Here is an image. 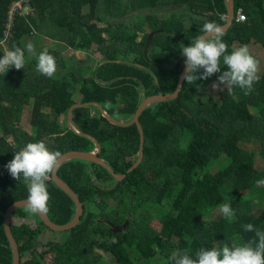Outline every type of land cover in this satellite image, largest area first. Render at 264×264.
Here are the masks:
<instances>
[{
	"label": "trees",
	"instance_id": "1",
	"mask_svg": "<svg viewBox=\"0 0 264 264\" xmlns=\"http://www.w3.org/2000/svg\"><path fill=\"white\" fill-rule=\"evenodd\" d=\"M12 1L0 0V40ZM172 4L175 10L164 15V0H30L24 8L33 9L31 13L15 14L8 48H24L22 40L35 35L60 36L68 47L82 51L89 64L81 67L85 61L77 58L75 77L67 67L76 60L46 47L56 61V72L49 78L36 70L37 56L44 49L36 48L31 62L25 51L24 69L13 67L0 74L4 77L0 103H7L0 106V264L12 263L3 215L28 195L23 181L12 178L5 165L14 150L37 140L62 154L93 150L89 135L99 143V156L112 171L125 176L115 180L105 167L83 159L62 163L57 175L83 204V215L72 229L54 232L63 236L48 241L42 251L39 238L44 230L53 231L38 216L34 225L10 220L19 264H171L177 252L194 254L201 247L253 238L244 224L264 230V183H258L264 181V169L255 167L252 149L240 148L235 157L225 150L226 143L235 140L257 141V152L264 158V68L247 95L234 87L227 98L215 102L198 90L204 79L194 84L183 81L177 99L146 108L140 115L144 157L129 172L139 155L136 123L116 125L96 106L88 105L75 107L70 114V122L83 134L67 126L68 110L75 104L97 103L110 117L129 122L147 96L176 91L185 66L182 45L191 43L205 21L226 24L220 17H227L228 7L226 0H173ZM234 8V21L223 37L228 52L240 45L264 48V0H234ZM240 9L244 22L236 21ZM152 32L156 34L145 55ZM3 51L0 45V56ZM225 70L221 58L217 77ZM6 86L11 92L8 98ZM31 101L30 132H26L19 127L24 111L16 104ZM47 186V216L64 225L74 217L75 204L51 177ZM226 202L235 211L233 221L220 214L204 222L206 215ZM16 215L25 218L21 208L11 218ZM127 219L123 231H110L108 222L121 225ZM155 220L160 230L152 227ZM94 250L108 259L92 256ZM47 252L51 262H46Z\"/></svg>",
	"mask_w": 264,
	"mask_h": 264
},
{
	"label": "clouds",
	"instance_id": "2",
	"mask_svg": "<svg viewBox=\"0 0 264 264\" xmlns=\"http://www.w3.org/2000/svg\"><path fill=\"white\" fill-rule=\"evenodd\" d=\"M222 21L227 17L221 16ZM225 24L215 21H205L199 34L192 38L187 46L182 45L181 54L185 57V73L182 80L194 84L199 79H207L221 72V58L227 70L223 71L212 87L223 85L229 94L234 87L244 90L245 95L252 91L253 84L260 77L259 61L251 54L247 45H240L228 52L224 42ZM25 51L36 55L33 43L28 42L24 48L13 46L4 48L0 56V74H6L9 69H24ZM203 69L198 76L197 71ZM36 70L49 78L56 72L55 57L47 48L37 56ZM61 164V153L50 150L43 140L27 142L13 158L5 165L11 177L23 181L27 188L25 205L32 214H45L48 211L50 194L47 181L54 176ZM91 173V169H88ZM264 183V181H258ZM219 212L229 222L235 218V211L230 203L219 205ZM246 232H253V238L245 242L232 240L221 247H201L191 253L189 250L177 252L172 256L171 264H264V230L256 228L252 223L243 225Z\"/></svg>",
	"mask_w": 264,
	"mask_h": 264
},
{
	"label": "water",
	"instance_id": "3",
	"mask_svg": "<svg viewBox=\"0 0 264 264\" xmlns=\"http://www.w3.org/2000/svg\"><path fill=\"white\" fill-rule=\"evenodd\" d=\"M226 1H227V7H228V15H227V22L225 24V33L230 29V27L234 21V17H235L234 0H226ZM155 34H156V32H152L148 36V39H147V42L145 45V55L148 54L149 46H150L152 39L155 36ZM184 73H185V66L182 69V71L178 77V85H177V89L174 93H166V94L158 93V94H152V95L147 96V98H145L141 102V104L139 105L135 115L133 116V118H131V120L129 122H123L121 120H116L113 117H110L102 109V107L97 103H85V104H75L72 107H70V109L68 110V113H67V117H66L67 126H68V128L76 131L77 133H80L76 130V128L70 122V114H71V111L73 108L84 107V106H88V105L96 106L104 116L108 117L112 121V123H114L116 125L123 126V125L136 123L138 126V129L140 131V138H141L140 148H139V155H138L137 160L133 164H131L126 170V172H129V171L135 169L142 162L143 157H144V130H143V126L140 122V115L143 113V111L146 108H148L149 106H151L154 103L172 101V100L177 99L178 93L181 91V87H182V83H183L182 76ZM80 134H83V133H80ZM86 136L92 138L93 143H94V149L91 151L69 150V151L63 152L61 154V164L67 160L74 159V158L83 159V160L91 161V162H94L96 164H99V165L105 167L111 173V176L115 180H120L121 178H124L125 173H120V174L114 173L112 171L111 167L107 164V162L99 156V152H100L99 143L93 137H91L89 135H86ZM51 180L58 187H60L61 190L64 193H66L74 202V204H75L74 217L68 223H66L64 225H56L50 221V219L47 216V213L37 214V216L39 217V219H41L43 221V223L46 225V227L53 232L68 231V230L72 229L73 227H75L79 223L80 218L83 215V204L80 202L77 195L72 191V188L57 175V172L55 173L54 176L51 177ZM25 201L26 200H20V201L14 202L13 204H11L6 209V211L3 215L4 232H5V235L7 237V240L10 244V248L12 251V263L11 264H19V251L17 248V244H16V242H15V240L11 234V231H10V218H11L12 213L16 209L26 207ZM108 225L110 226V231L112 233H118V232L123 231L126 228V226L128 225V219L125 220L124 223L121 225H113L109 222H108Z\"/></svg>",
	"mask_w": 264,
	"mask_h": 264
},
{
	"label": "rangeland",
	"instance_id": "4",
	"mask_svg": "<svg viewBox=\"0 0 264 264\" xmlns=\"http://www.w3.org/2000/svg\"><path fill=\"white\" fill-rule=\"evenodd\" d=\"M25 41V39L22 40V43ZM51 44H54V45H58L57 43H54L52 40L49 41ZM42 44V43H41ZM237 47V46H236ZM249 50L251 52L252 55L256 56L257 57V60L259 61V71L260 72L263 68H264V48H262L261 46L259 45H255V44H250L249 46ZM62 53L66 56H69L71 54H69V52H65V51H62ZM74 53V51H73ZM76 55V58L80 59V60H83L85 61L84 64H81L80 62V66H87V64H89L88 61L84 60V58L86 57V55L84 53H82V51H77L74 53ZM73 54V55H74ZM65 56V57H66ZM92 56L94 59H97L99 60L100 57H98V55H90ZM69 58V57H67ZM71 58H74L73 56ZM70 58V59H71ZM75 59V58H74ZM76 61L74 62V64L72 65V62H69L68 64H70L67 68L71 70V73L73 76L77 77L78 74H77V71L75 70V68H77V65L79 64L77 59H75ZM82 61V62H83ZM67 64V65H68ZM79 66V67H80ZM85 75V74H83ZM217 74H213L211 77L207 78V79H204L203 82H201L198 86V90L205 96H207V98H212L215 102H220L222 101L223 99L227 98V89L221 85L219 88H213L212 85L217 82ZM76 100L79 99V96H75ZM19 127L23 130V131H26V132H30V127H29V124L26 123V120L23 122V124H20ZM257 146H258V142L257 141H252V142H241L239 140H235L234 142H228L226 143L225 145V150L226 152L228 153L229 156L231 157H235L239 151L240 148H248V149H252L253 151H255V157H254V165L255 167H257L258 169H264V158L259 155V153L257 152ZM111 206H109V209H110ZM22 211H27V208L26 207H23L21 208ZM259 212L258 211H255V213L257 214ZM221 213L219 212V207L217 208V210L209 213L208 215L205 216L204 218V222L205 223H210L214 220H216L217 216L220 215ZM35 219H36V222H37V214H33ZM20 223H22V220H18ZM35 222V223H36ZM25 223V222H23ZM29 224V222H28ZM152 227L156 230H160L161 229V224L158 222V221H154L152 224ZM63 236V234H60V233H54V232H49L47 230H44V233L42 235L41 238H39V242H38V250L39 251H42V250H45L46 248V243L50 240H53V239H59ZM29 255V254H28ZM95 255H98L100 256L101 258H105V259H108V256H106L104 254V252L100 251V250H94V252L92 253V256H95ZM46 262H51V257H50V253L47 252L46 253Z\"/></svg>",
	"mask_w": 264,
	"mask_h": 264
},
{
	"label": "crops",
	"instance_id": "5",
	"mask_svg": "<svg viewBox=\"0 0 264 264\" xmlns=\"http://www.w3.org/2000/svg\"><path fill=\"white\" fill-rule=\"evenodd\" d=\"M164 2L167 4V9L163 10V12L161 11V14H164V15H168L169 13H171L172 11L175 10L174 6H173V0H164ZM125 23H127V20L125 21ZM45 27H47V25H45ZM54 35L55 32H53ZM48 34H42V35H39V37H37L36 35L35 36H31V39H27L25 40L22 45L23 47H25V45L28 43V42H31L33 43L34 47H35V53L37 52V49L36 48H46V47H51L52 49H54L56 52H59L60 55H62L63 57L66 56L65 53L63 54L62 51H65V52H69V56H66V57H69L71 58L72 56H74L75 59L76 58V55L74 54L75 50H73L72 48L68 47L65 43H63L61 41V38L60 36H55L53 39L50 38V35L47 36ZM53 41L54 43H57L58 45H54V44H51L49 41ZM42 43V44H41ZM74 51V53H73ZM74 54V55H73ZM30 62H31V59L33 57V55H30ZM76 69V68H75ZM4 81V77L0 76V82ZM0 88H1V85H0ZM6 89H10L9 86H6ZM10 91L8 90V92L6 91V98H8V95H10ZM19 108H22L23 109V120L20 122V124H23V122L26 120V123L29 124V116H30V109L32 107V101L29 102V103H24V102H20V103H17L16 104ZM0 106L1 107H7V103H0ZM59 121L62 122V120L60 119ZM67 121V119H66ZM19 124V125H20ZM22 213L25 215V218L24 217H19V216H13L10 220L13 224H19L20 222L18 221L19 219L22 220V222H25V223H28L31 221V223L34 225L35 222H36V219L34 217V215L30 212H27V211H22Z\"/></svg>",
	"mask_w": 264,
	"mask_h": 264
},
{
	"label": "built area",
	"instance_id": "6",
	"mask_svg": "<svg viewBox=\"0 0 264 264\" xmlns=\"http://www.w3.org/2000/svg\"><path fill=\"white\" fill-rule=\"evenodd\" d=\"M30 0H13L10 3V8L8 10V16L3 23V30H2V38L0 40V45L3 48H8V43L10 42L12 36H13V30H14V21H15V14L18 13L20 16H25L32 12L33 9L26 10L24 8V4L29 2ZM246 20L244 13L242 9L238 11L236 21L237 22H244ZM20 149L14 150L13 154L11 155V158L8 160V162L13 158L14 153L16 151H19ZM7 162V163H8Z\"/></svg>",
	"mask_w": 264,
	"mask_h": 264
}]
</instances>
